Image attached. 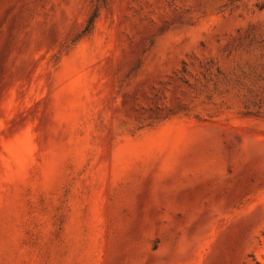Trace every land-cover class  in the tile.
Listing matches in <instances>:
<instances>
[{
    "label": "rangeland",
    "instance_id": "rangeland-1",
    "mask_svg": "<svg viewBox=\"0 0 264 264\" xmlns=\"http://www.w3.org/2000/svg\"><path fill=\"white\" fill-rule=\"evenodd\" d=\"M0 264H264V0H0Z\"/></svg>",
    "mask_w": 264,
    "mask_h": 264
},
{
    "label": "trees",
    "instance_id": "trees-1",
    "mask_svg": "<svg viewBox=\"0 0 264 264\" xmlns=\"http://www.w3.org/2000/svg\"><path fill=\"white\" fill-rule=\"evenodd\" d=\"M96 16H97L96 12L93 15H91V17L89 19V22L86 25V27H85L83 32L87 33V32H89L91 30V28L93 27V24H94Z\"/></svg>",
    "mask_w": 264,
    "mask_h": 264
}]
</instances>
